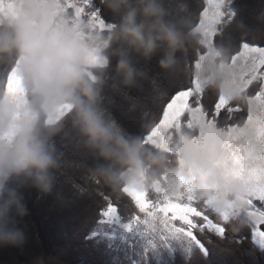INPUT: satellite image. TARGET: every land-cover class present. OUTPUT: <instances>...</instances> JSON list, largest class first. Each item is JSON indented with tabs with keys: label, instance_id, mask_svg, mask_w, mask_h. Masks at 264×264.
Segmentation results:
<instances>
[{
	"label": "clouds",
	"instance_id": "clouds-1",
	"mask_svg": "<svg viewBox=\"0 0 264 264\" xmlns=\"http://www.w3.org/2000/svg\"><path fill=\"white\" fill-rule=\"evenodd\" d=\"M94 4L108 18L103 24L69 11L65 0H0V246L26 241L23 189L48 195L61 177L70 181L76 173L114 191L150 190L165 177L171 184L181 173L202 174L224 191L216 207L234 210L226 223L243 226L245 196L228 174L221 127L181 125L161 143L129 131L113 111V94L129 112L143 110L163 95L161 78L178 75L243 102L222 32L213 39L188 0ZM256 19L264 25V9ZM230 27L241 40L259 35L245 32L241 21ZM153 59L155 73L146 67ZM145 83L146 95L133 94ZM36 264L46 261L38 257Z\"/></svg>",
	"mask_w": 264,
	"mask_h": 264
},
{
	"label": "trees",
	"instance_id": "trees-1",
	"mask_svg": "<svg viewBox=\"0 0 264 264\" xmlns=\"http://www.w3.org/2000/svg\"><path fill=\"white\" fill-rule=\"evenodd\" d=\"M188 2L199 17L204 9V0ZM233 7L237 10V19L242 20L248 29L259 33L258 30L264 28L256 19V14L264 9V0H234ZM246 40L254 42V37ZM240 43L238 40L231 55L239 50ZM253 45L263 46L264 40L256 41ZM146 67L153 73L159 71L155 59ZM192 81L188 75L161 78L163 95L136 112H129L120 96L113 94L116 101L114 115L129 131L146 133L149 129L142 125L152 124L155 110L161 106V101L167 100L164 94L170 96L181 82L187 87ZM143 88V91L133 90V94L146 95L149 85L145 83ZM256 90L249 85L245 91L254 94ZM214 98V94L205 92L204 105L210 106ZM232 104L240 110L236 120L242 113L245 121L246 105ZM141 112L151 114L145 119L140 115ZM187 120L188 114L185 113L181 118L182 126H187ZM235 123V120L232 121L230 126ZM22 191L29 210V215L22 221L26 227V241L21 247L0 246V264H36L38 257H43L46 264H264V246L254 242L247 226L227 234L233 239L232 244L221 241L211 233L205 238L196 232L202 243L192 247L187 241L173 245L163 240L154 245L145 240H140L141 243L135 240L131 245L129 240H114L99 233L104 212L109 205L115 208L123 223L131 222L136 216H142V213L126 193L95 183L83 173L74 174L70 181L61 177L54 191L48 195L40 194L34 188ZM74 200L78 204H74Z\"/></svg>",
	"mask_w": 264,
	"mask_h": 264
},
{
	"label": "snow or ice",
	"instance_id": "snow-or-ice-1",
	"mask_svg": "<svg viewBox=\"0 0 264 264\" xmlns=\"http://www.w3.org/2000/svg\"><path fill=\"white\" fill-rule=\"evenodd\" d=\"M233 3L234 0H206V7L199 16L213 39L217 31L222 32V42L233 50L237 41H241L239 50L235 55H231V64L234 71L233 83L243 101L236 104L246 105L247 120L244 121L242 113L236 120V114L240 110L225 96L214 94L212 104L206 107L203 103L205 92L197 83L193 80L190 86L185 87L181 82L180 87L170 96L164 94L167 100L161 101V106L155 110V119L151 124L153 127L147 130L145 139L158 138L163 143L165 133H169L168 129L173 130L182 125L181 118L185 113L191 117L187 120L188 127H221L225 136V152L231 165V176L238 181L245 196L243 226L226 223L234 214V210L219 212L212 196L201 197V191L210 190L206 177L202 174L181 173L171 184L167 183L165 177V183L152 188L154 198L149 197L148 190H123L145 217L160 224L167 232L181 237L190 247L202 243L196 232L205 238L211 233L221 241L232 244L233 239L227 234L238 232L245 226L250 228L253 240L264 245V135L255 142H247L242 157L238 158L232 152L233 143L246 141L240 133L241 125L255 124L264 129V47L253 46L254 42L264 40V28L258 30L259 35L254 37V42L239 39L230 27L236 21L243 22L237 19L238 13ZM65 4L69 11L98 24H103L108 19L95 6L94 0H65ZM249 30L247 28L245 32ZM249 85L258 90L254 94L246 92ZM190 97L194 98L190 100ZM150 114L151 112L140 113L145 119ZM234 120L235 126H230ZM114 212L115 208L109 205L106 214Z\"/></svg>",
	"mask_w": 264,
	"mask_h": 264
},
{
	"label": "rangeland",
	"instance_id": "rangeland-1",
	"mask_svg": "<svg viewBox=\"0 0 264 264\" xmlns=\"http://www.w3.org/2000/svg\"><path fill=\"white\" fill-rule=\"evenodd\" d=\"M204 4H205L204 7H206V0H204ZM260 47H264V45ZM235 54L236 52L233 55ZM221 95L224 96L223 94ZM190 118L191 117L188 115V119ZM244 126H246V129ZM170 130L171 129H168L167 132L171 133ZM245 131L250 132L251 134L250 138L248 139L245 138ZM240 133L246 141L243 143H233L232 145V152H234L238 158L242 157L245 154L243 149L247 147V142L249 143L255 142L260 136L264 135V129L257 127L255 124H246V125H241ZM228 174L231 175V166L228 169ZM209 189L215 193V196H212L214 199L224 194V191L217 189L215 185H209ZM148 195L149 197L154 198V193L152 189L148 190ZM73 203L78 204V202L75 200L73 201ZM226 209L227 208L218 209V210L219 212H223ZM98 232L108 235L112 237V239L114 240H119V239L120 241L129 240L130 241L129 243L131 245L134 244L135 240H137V242H140V240L143 241L145 240V242H149L151 243V245L159 243L161 240L165 241L167 244L173 243V245L185 242V240L182 239L181 237L167 232V230H165L160 224L145 217L144 213H142V216H136L131 222L123 223L120 221L119 215L116 210L114 213H110V214H106L105 211L104 217L102 219V225L100 226ZM254 242L258 246H264L258 241H254Z\"/></svg>",
	"mask_w": 264,
	"mask_h": 264
},
{
	"label": "bare ground",
	"instance_id": "bare-ground-1",
	"mask_svg": "<svg viewBox=\"0 0 264 264\" xmlns=\"http://www.w3.org/2000/svg\"><path fill=\"white\" fill-rule=\"evenodd\" d=\"M114 202V201H113ZM248 232V231H247ZM250 236V235H249Z\"/></svg>",
	"mask_w": 264,
	"mask_h": 264
}]
</instances>
